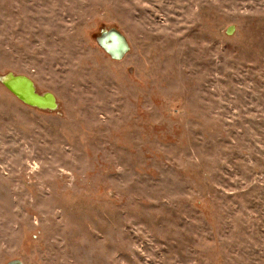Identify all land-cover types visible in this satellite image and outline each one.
<instances>
[{
  "label": "rangeland",
  "instance_id": "374dc122",
  "mask_svg": "<svg viewBox=\"0 0 264 264\" xmlns=\"http://www.w3.org/2000/svg\"><path fill=\"white\" fill-rule=\"evenodd\" d=\"M7 73L0 264H264V0H0Z\"/></svg>",
  "mask_w": 264,
  "mask_h": 264
},
{
  "label": "water",
  "instance_id": "95a60500",
  "mask_svg": "<svg viewBox=\"0 0 264 264\" xmlns=\"http://www.w3.org/2000/svg\"><path fill=\"white\" fill-rule=\"evenodd\" d=\"M97 41L104 51L115 60H121L129 50L126 38L116 29L102 31ZM0 83L27 105L45 110H54L56 108L53 95L37 93L32 80L24 75H15L13 73L0 75ZM6 264L24 263L19 259H13Z\"/></svg>",
  "mask_w": 264,
  "mask_h": 264
}]
</instances>
